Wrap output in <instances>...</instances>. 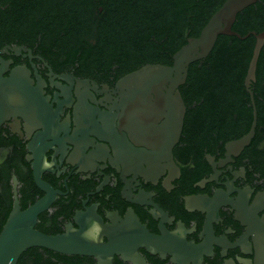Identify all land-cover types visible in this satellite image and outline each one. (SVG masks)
<instances>
[{"label": "flooded vegetation", "instance_id": "1", "mask_svg": "<svg viewBox=\"0 0 264 264\" xmlns=\"http://www.w3.org/2000/svg\"><path fill=\"white\" fill-rule=\"evenodd\" d=\"M36 9L35 0H0V228L15 198L24 211L49 196L34 228H86L110 242L111 264H264V143L230 155L231 141L183 98L171 146L159 135L165 118H147L140 136L124 121L119 82L161 65L149 61V37L145 56L106 50L96 54L103 62L90 64L77 50L70 60L34 32ZM133 228L156 243L134 246ZM17 264L98 261L31 248Z\"/></svg>", "mask_w": 264, "mask_h": 264}, {"label": "trees", "instance_id": "2", "mask_svg": "<svg viewBox=\"0 0 264 264\" xmlns=\"http://www.w3.org/2000/svg\"><path fill=\"white\" fill-rule=\"evenodd\" d=\"M35 1L37 22L34 32L44 40L57 41L58 47L69 51L70 60L77 50L85 51L84 59L90 64L102 61L96 54L106 50L128 49L145 56V38L149 37V61L171 66L172 56L188 39L199 36L225 0ZM98 7H102L101 12ZM114 17L116 21L112 20ZM231 30L241 38L218 36L208 56L188 67L187 78L180 87L183 100L197 102L200 108L195 113L201 117L209 116L212 126L228 141L241 138L251 126L252 107L244 88V78L255 38L252 35L242 38L250 33L264 32V0H258L238 13ZM158 44L166 52L163 56L152 52L158 51ZM154 53L158 57H154ZM250 89L257 113L250 144L256 146L264 143V44ZM260 159L264 175V149Z\"/></svg>", "mask_w": 264, "mask_h": 264}, {"label": "water", "instance_id": "3", "mask_svg": "<svg viewBox=\"0 0 264 264\" xmlns=\"http://www.w3.org/2000/svg\"><path fill=\"white\" fill-rule=\"evenodd\" d=\"M257 1L225 0L209 18L199 36L188 39L172 56L171 66L146 65L125 76L119 82V86L127 90L123 103L124 121L131 122L132 128L142 136V124L147 118H165V124L158 129L159 135L171 146L179 137L183 124L185 107L178 88L185 83L188 67L208 56L218 36L230 35L240 39L241 37L231 30L236 16ZM249 35L255 38V45L244 78V88L252 107V122L247 134L226 145L230 155H236L249 145L254 137L257 122L250 86L255 81L256 64L264 44V32L250 33L242 39ZM36 181L39 187L46 190L38 178ZM50 203L51 198L48 196L21 211L15 198L12 210L0 231V264H17L21 255L31 248H41L66 256L93 257L97 259L98 264H111L114 248L110 242L102 244L100 238L90 235L86 228L79 230L68 228L66 232L58 235H46L37 231L34 228L37 217ZM129 233L127 238L133 241L134 246L142 245L144 242L156 243L144 228H133ZM94 240L96 242H93Z\"/></svg>", "mask_w": 264, "mask_h": 264}, {"label": "clouds", "instance_id": "4", "mask_svg": "<svg viewBox=\"0 0 264 264\" xmlns=\"http://www.w3.org/2000/svg\"><path fill=\"white\" fill-rule=\"evenodd\" d=\"M97 230H98V232H99V231H102V229L100 228L99 225H97ZM93 242H96V241L94 240Z\"/></svg>", "mask_w": 264, "mask_h": 264}]
</instances>
